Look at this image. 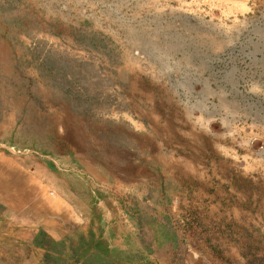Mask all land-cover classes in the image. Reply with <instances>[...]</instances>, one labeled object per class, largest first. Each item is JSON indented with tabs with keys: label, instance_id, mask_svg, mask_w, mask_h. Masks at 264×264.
I'll return each mask as SVG.
<instances>
[{
	"label": "rangeland",
	"instance_id": "obj_1",
	"mask_svg": "<svg viewBox=\"0 0 264 264\" xmlns=\"http://www.w3.org/2000/svg\"><path fill=\"white\" fill-rule=\"evenodd\" d=\"M152 1L161 9L187 3L200 9L204 24H212V41L195 47L188 29L177 34L185 36L188 54L212 49V59L175 57L164 73L167 60L149 57L147 46L171 50L180 37L174 27L166 26L172 43H139L134 34L83 20L74 0H0V215L4 202L21 198L59 205V185L70 175L68 182L90 194L119 188L126 202L132 195L146 202L189 181L203 191L212 181L219 198L213 204H225L233 216L243 181L255 219L213 224L227 234L217 230L209 242L203 229L199 250L212 248L219 257L215 248L226 238L248 264H264V123L255 124L249 116L255 108L233 93L241 81L229 71L243 60L225 56L264 52V0ZM251 66L258 80L263 68ZM188 213L174 226L187 232ZM14 214L10 209L8 220ZM22 252L30 255L27 246Z\"/></svg>",
	"mask_w": 264,
	"mask_h": 264
},
{
	"label": "crops",
	"instance_id": "obj_2",
	"mask_svg": "<svg viewBox=\"0 0 264 264\" xmlns=\"http://www.w3.org/2000/svg\"><path fill=\"white\" fill-rule=\"evenodd\" d=\"M118 1L135 5V25L130 33L138 38L139 43L154 39L166 44L172 43V40L165 38L166 34H170V30L166 28H176L172 35L180 37L173 39L174 46L172 45L171 50L168 45L147 46L149 57L167 60L162 68L164 73L170 63L168 60L175 57L212 59V49L210 52L200 46L195 54H188L184 49L185 36L177 34V28L188 29V34L191 35L190 46L196 47L202 40L212 41V24H204L205 18L201 16L200 9H194L188 3L173 10L168 8V4H163L161 9L152 0ZM185 44L189 49L188 44ZM65 177L68 179L71 176ZM209 178H212V172ZM66 179L61 180L63 183L59 185V188L64 190L59 205L43 207L40 199L25 201L22 198L13 202L12 206H9L7 201L4 202L6 211L0 215V236L6 237L0 238L3 240H0V264H24V261H27V264L41 263L45 251L34 244V241L41 240V233H44L45 239L52 241L53 245H65L61 257L66 261L65 264H76L75 257L81 254L84 261L78 264H90L86 260H90L99 250H109L106 259L113 264H248V256L244 253L241 256L238 245L229 243L226 238L224 241L220 239L219 246L215 248V252L222 254L219 257H213L212 248L199 250L202 241L197 240L203 229L206 233L204 240L207 236L208 242L217 230L220 236L224 234L225 237V226L223 229L213 227V224L224 223L231 218L237 221L255 219L251 217L252 211H249L252 202L248 197L250 187L243 181L240 185V199L231 210L233 216H229L225 204H213L219 198L212 195V181H209V187L203 191L201 184L198 186L197 183L189 181L179 183L171 190L164 188L158 198L153 194L156 199L152 197V200L147 199L146 202L137 201L132 195L126 202L119 195V188L111 190L112 192L90 194L84 184L68 182ZM167 184L171 185L166 180L165 185ZM204 202L207 205H201ZM10 209L16 213L12 220H8ZM204 210L207 213L203 212ZM187 212L192 215L193 220L191 224H185H189L186 232L175 227L174 220H180ZM240 234L245 240L244 235ZM25 246L29 248L30 255L24 256L22 249ZM75 250H79L80 255H75Z\"/></svg>",
	"mask_w": 264,
	"mask_h": 264
},
{
	"label": "built area",
	"instance_id": "obj_3",
	"mask_svg": "<svg viewBox=\"0 0 264 264\" xmlns=\"http://www.w3.org/2000/svg\"><path fill=\"white\" fill-rule=\"evenodd\" d=\"M77 3V7H79L78 13L79 16L87 21L95 23L96 25L106 27L108 31H113L114 34H118L119 36H126L127 33H130L132 27H134V18L133 15L135 13L136 7L135 5L129 4L127 6L124 5L123 2H119L118 0H74ZM64 0H60V3L63 4ZM83 9V13L81 12ZM81 12V13H80ZM225 56L228 59H241L240 68L233 66L229 71V75L232 76L235 80L239 77L241 83H236L234 87L237 85L240 86V89L248 90L252 92L253 88H247L248 83H256L254 88H257L255 92L249 95H245L241 98V101H246L248 106H252L255 108L249 116L251 120L257 123H264V62L261 61L264 59V52L260 51L254 53L253 51H244L241 54L238 53H226ZM234 63V61L232 62ZM263 68V72L260 74L261 77H258V80H255L254 76L250 72L253 68L251 65H257ZM242 75H245L244 77ZM241 89V91H243ZM244 92V91H243ZM258 94V95H257ZM257 95V96H255ZM243 114L241 115V118ZM248 117H245L247 119ZM254 153V152H253ZM252 153V154H253ZM251 159V158H249ZM73 171H76L80 175H84V173L77 169L72 168Z\"/></svg>",
	"mask_w": 264,
	"mask_h": 264
},
{
	"label": "trees",
	"instance_id": "obj_4",
	"mask_svg": "<svg viewBox=\"0 0 264 264\" xmlns=\"http://www.w3.org/2000/svg\"><path fill=\"white\" fill-rule=\"evenodd\" d=\"M40 236H41V240L39 242L34 241V244H36L38 247H41L45 251L44 258L42 262L39 264H65L66 261L63 258H61L65 251V245L63 243L53 245L52 241H50L49 239H45L46 235L44 233H41ZM78 251L79 250H75L74 254L80 255ZM108 251L109 250H105V251L99 250L98 252L94 253V255H92L90 260L88 259L86 261H88V263L90 264H113L112 262H107L106 258L108 257V254H109ZM75 258H76L75 260L76 264L84 261L83 254ZM250 264H255V263L252 262Z\"/></svg>",
	"mask_w": 264,
	"mask_h": 264
},
{
	"label": "bare ground",
	"instance_id": "obj_5",
	"mask_svg": "<svg viewBox=\"0 0 264 264\" xmlns=\"http://www.w3.org/2000/svg\"><path fill=\"white\" fill-rule=\"evenodd\" d=\"M262 67H264V65H262ZM187 76V75H186ZM243 77L245 76V75H242ZM182 81L183 82H186V83H189V84H192V82H191V80H187V78H185V79H182ZM182 85V84H181ZM242 89V88H241ZM241 89H240V86L238 87L237 85L234 87V90L236 91V92H233L234 93V95H235V97H236V99H240V98H243L245 95H249V94H252L253 92H250V91H248V90H243V91H241ZM191 91V90H190ZM258 95V94H257ZM257 95H255V96H257ZM230 114V113H229ZM228 117H229V119L232 117V115L230 114V115H228Z\"/></svg>",
	"mask_w": 264,
	"mask_h": 264
}]
</instances>
